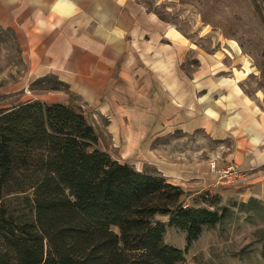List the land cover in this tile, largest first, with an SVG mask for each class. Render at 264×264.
I'll return each mask as SVG.
<instances>
[{"label": "rangeland", "instance_id": "obj_1", "mask_svg": "<svg viewBox=\"0 0 264 264\" xmlns=\"http://www.w3.org/2000/svg\"><path fill=\"white\" fill-rule=\"evenodd\" d=\"M91 1L118 15L112 26L103 21L118 50L104 96L88 102L44 69L47 48L33 51L41 42L0 25V106L41 100L79 109L103 150L180 185L181 205L223 214L202 227L179 264H264V198L242 186L261 171L239 161L264 149V0ZM170 27L183 41L167 35ZM31 198L13 195L10 212L30 219ZM185 236L166 228L165 241L181 249Z\"/></svg>", "mask_w": 264, "mask_h": 264}, {"label": "trees", "instance_id": "obj_2", "mask_svg": "<svg viewBox=\"0 0 264 264\" xmlns=\"http://www.w3.org/2000/svg\"><path fill=\"white\" fill-rule=\"evenodd\" d=\"M24 193L32 215L21 220L7 202ZM183 193L103 150L79 109L41 100L0 106V264H179L202 227L223 218L184 208ZM167 226L186 232L185 249L165 241Z\"/></svg>", "mask_w": 264, "mask_h": 264}, {"label": "crops", "instance_id": "obj_3", "mask_svg": "<svg viewBox=\"0 0 264 264\" xmlns=\"http://www.w3.org/2000/svg\"><path fill=\"white\" fill-rule=\"evenodd\" d=\"M61 1L0 0V25L17 29L31 35L30 40L41 42L33 51L39 55L47 48L44 69L55 71L61 80L88 102L97 101L110 86L112 64L118 51L113 46L115 35L106 32L104 38L103 21L112 26L115 24L113 19L118 15L111 12L104 14L102 1L63 0L65 6L60 7ZM254 158L258 162L251 164ZM254 158L248 159L247 163L240 157L239 161H244L241 166L250 165L261 171L256 176H250L242 186L246 187L244 192L264 198V167H259L264 166V149L257 152ZM252 186L257 190L251 191Z\"/></svg>", "mask_w": 264, "mask_h": 264}, {"label": "bare ground", "instance_id": "obj_4", "mask_svg": "<svg viewBox=\"0 0 264 264\" xmlns=\"http://www.w3.org/2000/svg\"><path fill=\"white\" fill-rule=\"evenodd\" d=\"M59 6L60 7L65 6V1L62 0L59 3ZM167 35L170 36L174 40L183 41V39H184V37L177 30L173 29L172 27H170L169 32H168ZM232 43L235 44L233 41H232ZM243 60H244L243 74H248L251 71L250 63L246 60L245 57H243ZM228 80H230V79H226L225 78V79H221L220 82L222 84H224ZM235 88H237L239 90L238 91L239 94H242L243 95L242 91L239 89V87L237 85H235Z\"/></svg>", "mask_w": 264, "mask_h": 264}, {"label": "built area", "instance_id": "obj_5", "mask_svg": "<svg viewBox=\"0 0 264 264\" xmlns=\"http://www.w3.org/2000/svg\"><path fill=\"white\" fill-rule=\"evenodd\" d=\"M215 167H216V163H215V161H212V162H211V168L214 170ZM186 206H187L186 204L183 205L184 208H185Z\"/></svg>", "mask_w": 264, "mask_h": 264}]
</instances>
